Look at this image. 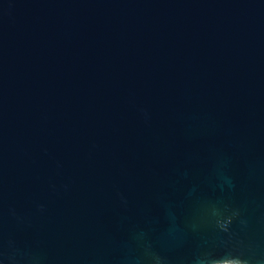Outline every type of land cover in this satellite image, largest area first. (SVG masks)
Wrapping results in <instances>:
<instances>
[{
  "label": "water",
  "instance_id": "1",
  "mask_svg": "<svg viewBox=\"0 0 264 264\" xmlns=\"http://www.w3.org/2000/svg\"><path fill=\"white\" fill-rule=\"evenodd\" d=\"M0 264H264V0H0Z\"/></svg>",
  "mask_w": 264,
  "mask_h": 264
}]
</instances>
